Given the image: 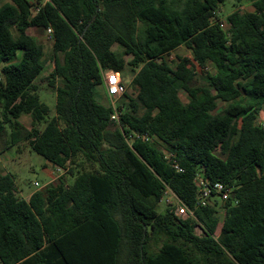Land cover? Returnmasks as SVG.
<instances>
[{
  "label": "trees",
  "instance_id": "trees-1",
  "mask_svg": "<svg viewBox=\"0 0 264 264\" xmlns=\"http://www.w3.org/2000/svg\"><path fill=\"white\" fill-rule=\"evenodd\" d=\"M228 1L0 7V136L10 131L9 147L28 143L64 170L29 200L0 173L3 264H264V0L234 10L225 29ZM31 29L53 31L54 118L37 84L47 49ZM180 48L192 60H171ZM128 70L137 95L121 99L115 121L96 89ZM197 177L233 187L232 198L185 220L161 211L168 189L194 208Z\"/></svg>",
  "mask_w": 264,
  "mask_h": 264
},
{
  "label": "rangeland",
  "instance_id": "rangeland-1",
  "mask_svg": "<svg viewBox=\"0 0 264 264\" xmlns=\"http://www.w3.org/2000/svg\"><path fill=\"white\" fill-rule=\"evenodd\" d=\"M11 0H1L0 7L6 3H9ZM242 10L245 12H253L254 8L252 6L251 0H242L239 3L237 0L228 1L224 7H222L221 18L223 20V27L227 29V24L225 23L226 17L231 14L234 10ZM29 33L38 38L41 42L44 43L47 49L48 54V69L40 77L37 84L40 86V96L44 103H46L51 109V118H54L57 115V93L55 89L50 86L49 77L54 72L56 68V61L53 59V40L51 35L48 32H42L39 29H31ZM22 54L20 53L19 56ZM177 57L188 58L192 60V55L189 50L186 48H180L172 53L170 59L176 61ZM63 61V56H61ZM13 63H17L14 61ZM198 73L197 82L201 83L202 75L201 69L196 68ZM134 73L130 70L125 74L121 75L128 91L131 95H137V88L133 86L134 82ZM182 100L186 103L187 100L182 94ZM96 98L97 100L105 105L110 106L109 96L107 95V87L99 86L96 89ZM257 105V103H256ZM22 122L26 123L28 126L32 124V118L30 116H24ZM260 123L264 126V110L260 116ZM10 143V131H8L3 136H0V173L12 175L16 181L19 195L26 200H29L32 194L38 190L44 189L50 184L51 178L46 173V170H54V176L57 178L54 182H57L60 176L56 174V168L49 163L45 158L35 153L28 143H22L16 147H9ZM39 183L40 187H37L36 184ZM166 204H162L161 211H165ZM224 213L220 212V225L223 221ZM202 228L197 227L196 232L198 235L202 234ZM219 234V230L217 232ZM0 264H3L0 260Z\"/></svg>",
  "mask_w": 264,
  "mask_h": 264
},
{
  "label": "built area",
  "instance_id": "built-area-1",
  "mask_svg": "<svg viewBox=\"0 0 264 264\" xmlns=\"http://www.w3.org/2000/svg\"><path fill=\"white\" fill-rule=\"evenodd\" d=\"M49 33L52 38L53 31L49 30ZM105 85L107 87V93L111 103L110 106L115 110L113 120L119 121V107L121 104V99L129 92L128 87L122 79L121 74L116 72L107 73ZM135 136L140 137L139 135ZM131 138L133 140L134 136ZM166 157L168 160H171L175 170L178 172H183V169L180 168L178 162L173 160L175 158L174 154L168 152ZM55 172L58 176H62L64 174V170L60 168H57ZM195 182L198 186V198L194 208H190L184 202H182V200L171 189L166 191V194L162 200V204L164 203L167 207L171 208L178 219L185 220L188 218H195L196 209L213 206L216 203H226L232 198L234 189L233 187L220 182L208 183L205 182L201 177H197ZM36 186L40 187V184L37 183Z\"/></svg>",
  "mask_w": 264,
  "mask_h": 264
},
{
  "label": "crops",
  "instance_id": "crops-1",
  "mask_svg": "<svg viewBox=\"0 0 264 264\" xmlns=\"http://www.w3.org/2000/svg\"><path fill=\"white\" fill-rule=\"evenodd\" d=\"M107 95H108V93H107ZM46 173L50 176V178H51V181H50V184L51 183H54V181L57 179L55 176H54V170L52 169V170H46ZM33 195V194H32ZM32 195H31V197H32ZM30 197V198H31ZM29 198V199H30Z\"/></svg>",
  "mask_w": 264,
  "mask_h": 264
},
{
  "label": "water",
  "instance_id": "water-1",
  "mask_svg": "<svg viewBox=\"0 0 264 264\" xmlns=\"http://www.w3.org/2000/svg\"><path fill=\"white\" fill-rule=\"evenodd\" d=\"M84 38V36H82V39Z\"/></svg>",
  "mask_w": 264,
  "mask_h": 264
}]
</instances>
